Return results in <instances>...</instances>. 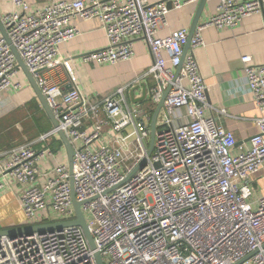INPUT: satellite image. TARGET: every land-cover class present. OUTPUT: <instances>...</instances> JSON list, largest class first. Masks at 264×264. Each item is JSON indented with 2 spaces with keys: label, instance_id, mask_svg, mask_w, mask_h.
Masks as SVG:
<instances>
[{
  "label": "built area",
  "instance_id": "obj_1",
  "mask_svg": "<svg viewBox=\"0 0 264 264\" xmlns=\"http://www.w3.org/2000/svg\"><path fill=\"white\" fill-rule=\"evenodd\" d=\"M199 1L52 0L37 13H26L28 2L13 0L23 13L14 10L1 19L9 41L0 32V92L19 70L14 48L58 123L42 138L61 131L74 153L71 172L57 165L39 183L40 153L20 145L4 152L0 177L7 173L22 186L19 201L29 223L37 212L50 209L57 221L74 219L73 191L95 248L79 226L2 235L0 264H97L96 252L103 264H264V64L249 55L240 58L262 115L248 147L235 150L234 133L206 115V86L194 55L182 57L189 31L158 34L170 10ZM206 1L217 5L194 30L192 47L203 44L204 27H233L264 7V0ZM76 18L97 19L108 39L106 47L82 55L85 63L128 60L136 38L148 41L153 63L142 77L156 81L148 96L154 107L167 91L149 156V113L142 103L129 104L131 84L96 106L77 87L67 61L62 62L67 86L49 71L59 46L78 34L71 23ZM92 118L93 129H83ZM106 126L111 135L105 134ZM144 157V165L127 178ZM124 159L133 161L130 168ZM259 181L262 194L255 199Z\"/></svg>",
  "mask_w": 264,
  "mask_h": 264
},
{
  "label": "crops",
  "instance_id": "obj_2",
  "mask_svg": "<svg viewBox=\"0 0 264 264\" xmlns=\"http://www.w3.org/2000/svg\"><path fill=\"white\" fill-rule=\"evenodd\" d=\"M26 1L29 9L25 12L37 13L52 0ZM148 1L155 3L161 0ZM198 3L193 2L179 9L170 10L158 29L159 36L168 35L181 28L189 31ZM216 5V1H206L197 27L205 24ZM14 10L23 13L14 7L13 0H0V21L5 14ZM71 23L78 28V34L59 46L57 62L49 69L59 74L55 80L67 86V73L62 63L67 61L77 77V87L91 104L99 106L103 97L128 84L131 85L126 90V97L131 106L149 100V91L156 81L152 77H142L144 71L153 63L148 41L145 38L138 37L133 41V55L128 60L113 64L85 63L82 60L83 54L107 46L106 32L97 19L76 18ZM200 33L203 44L190 46L187 54L194 55L206 86L208 104L206 115H213L220 125L234 133L235 150L240 146L246 148L249 139L256 132L255 120L262 113L248 90L240 58L249 55L255 64H264V7L261 12L244 17L233 27L207 26ZM142 84L145 86V99L142 102H134L143 95ZM155 107H152V111H147L149 123ZM12 110L23 113L27 111V114L23 121L19 118L12 123L17 125V137H3L1 118ZM98 110L100 117H104L101 107ZM93 121V118L85 120L82 128L91 131ZM53 127L25 74L19 68L11 79V85L0 92V160H5V151L20 145H30L40 153L37 161L39 183H43L57 165L69 167L67 149L59 135L52 134L42 138V135L49 133ZM104 132L111 135L107 126ZM0 182L3 185L0 188V227L9 228L59 220V216L55 213L53 216L43 218V214L37 212L36 218L29 223L19 201L22 186L7 173L0 177Z\"/></svg>",
  "mask_w": 264,
  "mask_h": 264
},
{
  "label": "water",
  "instance_id": "obj_3",
  "mask_svg": "<svg viewBox=\"0 0 264 264\" xmlns=\"http://www.w3.org/2000/svg\"><path fill=\"white\" fill-rule=\"evenodd\" d=\"M205 3H206V0H200L199 3H198L197 11L195 13L194 19L192 21V24H191V27H190V30H189V33H188L189 34L188 35V41H187L186 45L184 46L182 57H184L186 55L187 50L190 47L191 36H192L194 30L196 29V27L198 25L199 16H200V13H201L202 8H203ZM0 32L6 38V40L9 41L8 38L6 37V33L4 31V28L2 27L1 21H0ZM12 51L14 52V55L16 57V60H17V63H18V67L25 74V77L27 78L30 86L32 87L33 91L35 92V95L37 96L40 104L42 105V107L44 109V111L47 113L52 125L54 127H56L58 125L57 120H56L55 116L53 115L51 109L49 108V106H48V104H47L42 92L40 91L39 87L37 86L32 74L28 71L27 67L25 66V64L23 63L22 59L19 57V55L17 54V52L15 51L14 48H12ZM178 70H179V68L177 69L176 74L178 73ZM141 86L144 89L143 95H142V97L134 100V102H142L145 99V94H146L145 86L143 84ZM166 93H167V91H165L163 93L161 100L156 105V107H155V109H154V111L152 113L151 122H150V142H149L148 150L146 152L147 156H149L151 154L152 150H153V141H154L155 132H156V119H157V116H158V114L160 112V109L162 107L163 99H164ZM130 95L132 96V93H130ZM58 135H59L60 139L63 141V143H64V145H65V147L67 149L68 159H69V170L71 172V169H72V157H73V153H74L73 146L70 144V142L67 139V137L61 131H58ZM145 159H146V157H144L129 172V174L127 175V178H129L137 169L141 168L144 165ZM72 202H73V207H74V210H75V218L72 219V220L53 221V222H46V223H39V224H26V225H21V226H16V227H9V228L0 227V236L6 235V236H9V237H14L16 235H22V234L28 235V234H31L33 232H44V231H50V230H53V229H60L62 227H66V226H79L83 230V232H84V234H85V236H86V238L88 240V243H89L90 247L92 249H94L95 246H94V243H93V239H92V236H91V234L89 232L85 217H84V215L82 213V210H81V207H80L81 203L77 202L75 200L73 191H72ZM94 256H95V259L97 261V264H103L99 253L96 252L94 254Z\"/></svg>",
  "mask_w": 264,
  "mask_h": 264
},
{
  "label": "rangeland",
  "instance_id": "obj_4",
  "mask_svg": "<svg viewBox=\"0 0 264 264\" xmlns=\"http://www.w3.org/2000/svg\"><path fill=\"white\" fill-rule=\"evenodd\" d=\"M142 106L147 110V111H151L153 104L150 100H146L144 102H142ZM27 111L23 112H14L12 111H8V113L1 118L2 121V135L3 137L9 136L10 138H15L17 137V125L16 124H12L15 120H19V118L23 121L26 117ZM161 116V115H160ZM10 124V126L8 125ZM19 125V124H18ZM5 126V127H4ZM14 146V145H13ZM11 148V147H10ZM130 157V155H129ZM131 158V157H130ZM125 161V167L128 169L131 167V165L133 164V161H131V159H124ZM259 185L258 188H256V190L253 191V196L255 199H258L261 194H262V181H259ZM38 213H42L43 218H47L48 216H53L54 212L50 209L49 211L47 210H42L39 211ZM47 216V217H45ZM62 218V217H60ZM35 221V220H34Z\"/></svg>",
  "mask_w": 264,
  "mask_h": 264
}]
</instances>
